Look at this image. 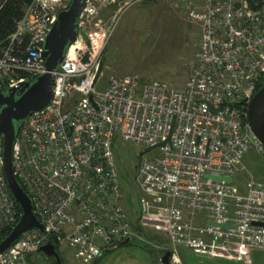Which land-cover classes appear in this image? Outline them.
<instances>
[{
  "label": "built area",
  "instance_id": "obj_1",
  "mask_svg": "<svg viewBox=\"0 0 264 264\" xmlns=\"http://www.w3.org/2000/svg\"><path fill=\"white\" fill-rule=\"evenodd\" d=\"M111 1L86 0L76 41L52 72L49 105L28 115L18 129L14 175L43 232H23L0 253V264H30L29 257L53 237L59 255L70 254L79 264H93L125 238L150 242L127 218L117 140L154 150L151 157L137 153L134 182L141 191L140 223L168 241L170 264L180 263V245L238 258L264 248V226L256 224L264 223V184L249 178L241 187L236 181L248 148L264 147L247 120L251 96L264 79V0L187 1V16L199 26L200 38L181 88L143 80L135 72L110 74L101 85L103 66L95 80L110 32L101 29L88 41L85 26ZM69 2L24 5L13 32L0 42V92L45 72L43 43ZM196 213L205 215L201 226L190 218ZM20 215L2 170L0 134V235Z\"/></svg>",
  "mask_w": 264,
  "mask_h": 264
},
{
  "label": "rangeland",
  "instance_id": "obj_2",
  "mask_svg": "<svg viewBox=\"0 0 264 264\" xmlns=\"http://www.w3.org/2000/svg\"><path fill=\"white\" fill-rule=\"evenodd\" d=\"M187 1L112 0L90 20L85 26L88 41L101 29L102 33L110 32L101 55L104 67L101 85L110 74L135 72L143 80H162L181 88L186 80L187 62L195 54L200 38L199 26L187 16ZM143 148L136 143L117 140L115 162L128 221L150 242L133 237L130 243L107 250L93 264H161L160 258L169 248L163 235L140 223L137 198L141 191L134 182V175L140 161L137 153ZM153 153L154 150L149 151L145 156L151 157ZM249 178L264 184V147L258 144L248 148L236 171L239 186ZM191 217L201 226L205 215L196 213ZM177 253L179 264H264V248L249 249L247 253L242 252L240 258L220 249L212 254L196 253L182 245L177 247ZM60 256L64 264H79L70 254ZM29 263L51 264L40 252L29 257Z\"/></svg>",
  "mask_w": 264,
  "mask_h": 264
},
{
  "label": "water",
  "instance_id": "obj_3",
  "mask_svg": "<svg viewBox=\"0 0 264 264\" xmlns=\"http://www.w3.org/2000/svg\"><path fill=\"white\" fill-rule=\"evenodd\" d=\"M86 0H70L68 6L59 10L57 17L48 32L43 43L41 53L45 72L33 80H26L15 87H6L0 92V134L2 136V170L6 184L20 208L21 215L9 231V233L0 240V253L15 243L20 235L30 229H37L43 232V225L37 220L32 207V200L23 190L21 184L14 175L13 169V146L19 127L24 119L32 112L44 109L49 105L53 94V75L52 72L58 68L65 57L70 46L76 41L78 30V17L84 8ZM103 63L100 62L95 75L98 78ZM94 80V81H95ZM247 120L250 128L258 140L264 146V82L258 88L248 104ZM164 145L161 142L159 146ZM150 147L142 152L146 153ZM205 177H211L230 182L231 177L215 176L206 174ZM138 210H142L141 198H137ZM143 223L150 225H162L161 221L143 218ZM264 226V223L256 222ZM207 225L219 227L222 229L233 228L229 224H220L208 221ZM55 237L49 239L45 244L39 246L41 252L51 264H64L54 244ZM130 243V238H125L115 246H123ZM171 251L166 250L161 258V264H170Z\"/></svg>",
  "mask_w": 264,
  "mask_h": 264
},
{
  "label": "trees",
  "instance_id": "obj_4",
  "mask_svg": "<svg viewBox=\"0 0 264 264\" xmlns=\"http://www.w3.org/2000/svg\"><path fill=\"white\" fill-rule=\"evenodd\" d=\"M28 2L30 0H0V42L13 32L17 20L22 16L23 7ZM263 82L264 79L257 85L256 90L260 88ZM9 231L10 229L3 231L0 235V240Z\"/></svg>",
  "mask_w": 264,
  "mask_h": 264
}]
</instances>
